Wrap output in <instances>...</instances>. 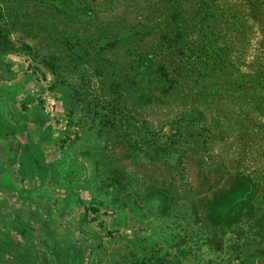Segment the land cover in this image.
<instances>
[{
	"label": "rangeland",
	"instance_id": "1",
	"mask_svg": "<svg viewBox=\"0 0 264 264\" xmlns=\"http://www.w3.org/2000/svg\"><path fill=\"white\" fill-rule=\"evenodd\" d=\"M0 264H264V0H0Z\"/></svg>",
	"mask_w": 264,
	"mask_h": 264
},
{
	"label": "trees",
	"instance_id": "2",
	"mask_svg": "<svg viewBox=\"0 0 264 264\" xmlns=\"http://www.w3.org/2000/svg\"><path fill=\"white\" fill-rule=\"evenodd\" d=\"M250 7V6H249ZM93 211L95 212L96 210L95 209H93Z\"/></svg>",
	"mask_w": 264,
	"mask_h": 264
}]
</instances>
